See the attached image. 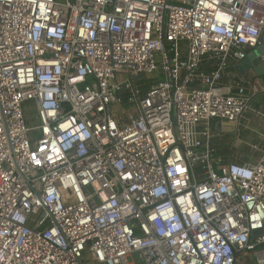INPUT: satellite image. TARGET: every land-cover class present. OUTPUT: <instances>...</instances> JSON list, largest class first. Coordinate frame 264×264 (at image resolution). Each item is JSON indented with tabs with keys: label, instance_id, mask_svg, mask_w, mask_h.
Returning a JSON list of instances; mask_svg holds the SVG:
<instances>
[{
	"label": "built area",
	"instance_id": "built-area-1",
	"mask_svg": "<svg viewBox=\"0 0 264 264\" xmlns=\"http://www.w3.org/2000/svg\"><path fill=\"white\" fill-rule=\"evenodd\" d=\"M263 34L264 0H0V264H264V77L227 71Z\"/></svg>",
	"mask_w": 264,
	"mask_h": 264
},
{
	"label": "water",
	"instance_id": "water-1",
	"mask_svg": "<svg viewBox=\"0 0 264 264\" xmlns=\"http://www.w3.org/2000/svg\"><path fill=\"white\" fill-rule=\"evenodd\" d=\"M251 69L258 77L264 75V43L249 51L244 59L234 67L228 68L227 71H235L237 74L243 75L246 71ZM215 129L227 132L233 131L232 126L222 125L220 122L215 123Z\"/></svg>",
	"mask_w": 264,
	"mask_h": 264
},
{
	"label": "rangeland",
	"instance_id": "rangeland-1",
	"mask_svg": "<svg viewBox=\"0 0 264 264\" xmlns=\"http://www.w3.org/2000/svg\"><path fill=\"white\" fill-rule=\"evenodd\" d=\"M155 74H159V70L155 73ZM153 77V76H152ZM162 78V75H160V79ZM253 124L251 125V128L252 127H255L254 124H259L261 125V123H258L257 120L253 121L252 122ZM263 126V124H262ZM258 142L259 144V148L261 146H263L264 144V141H256ZM236 264H255V259L252 257L251 253H247V252H244V253H241L239 256H238V261Z\"/></svg>",
	"mask_w": 264,
	"mask_h": 264
},
{
	"label": "crops",
	"instance_id": "crops-1",
	"mask_svg": "<svg viewBox=\"0 0 264 264\" xmlns=\"http://www.w3.org/2000/svg\"><path fill=\"white\" fill-rule=\"evenodd\" d=\"M262 43H264V34H263V37H262ZM235 72V71H234ZM261 77H264V75L263 76H261ZM224 78H225V80H227V79H229L230 78V74H226L225 76H224Z\"/></svg>",
	"mask_w": 264,
	"mask_h": 264
}]
</instances>
